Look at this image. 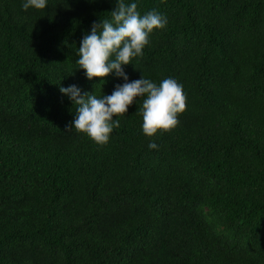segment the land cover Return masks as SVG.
I'll return each mask as SVG.
<instances>
[{"label":"trees","instance_id":"obj_1","mask_svg":"<svg viewBox=\"0 0 264 264\" xmlns=\"http://www.w3.org/2000/svg\"><path fill=\"white\" fill-rule=\"evenodd\" d=\"M133 2L167 25L129 82L174 78L186 110L148 137L138 97L100 146L60 87L124 83L76 63L117 0H0V264H264V0Z\"/></svg>","mask_w":264,"mask_h":264},{"label":"clouds","instance_id":"obj_2","mask_svg":"<svg viewBox=\"0 0 264 264\" xmlns=\"http://www.w3.org/2000/svg\"><path fill=\"white\" fill-rule=\"evenodd\" d=\"M47 0H24L22 8L28 10L45 9ZM137 3H125L117 0L111 11V19L93 23L90 34L82 39L78 48L76 63L83 69L87 79L107 77L115 70L124 83L117 84L110 95L97 97L84 92L76 85L60 87V91L69 96L76 105V116L69 128L85 134L94 143L104 146L110 135L120 125L119 119L128 112L138 97L146 96L142 102V130L148 137L157 132L171 131L179 124L178 115L186 110L187 97L183 86L174 78H165L159 85L142 76L129 82L123 66L132 64L134 58L143 56V49L150 43L153 30L164 29L167 19L156 10L141 15ZM157 149L155 142L148 144Z\"/></svg>","mask_w":264,"mask_h":264}]
</instances>
